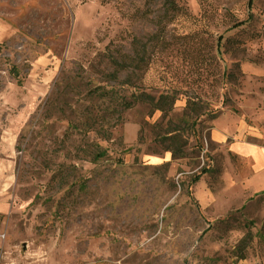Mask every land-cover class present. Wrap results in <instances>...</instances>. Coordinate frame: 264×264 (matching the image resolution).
Returning <instances> with one entry per match:
<instances>
[{"label":"rangeland","instance_id":"1","mask_svg":"<svg viewBox=\"0 0 264 264\" xmlns=\"http://www.w3.org/2000/svg\"><path fill=\"white\" fill-rule=\"evenodd\" d=\"M175 1L0 0V264H264V197L210 136L264 110V0Z\"/></svg>","mask_w":264,"mask_h":264},{"label":"crops","instance_id":"2","mask_svg":"<svg viewBox=\"0 0 264 264\" xmlns=\"http://www.w3.org/2000/svg\"><path fill=\"white\" fill-rule=\"evenodd\" d=\"M243 68L257 76H264V68L259 66L245 65ZM238 106L241 114L224 112L214 121L210 136L214 142L242 160L238 177L240 186L243 193L253 196L264 191V129L256 122L249 124L245 117L257 118L264 110L259 109L255 101L250 105L238 101ZM237 264L260 263L244 259Z\"/></svg>","mask_w":264,"mask_h":264},{"label":"trees","instance_id":"3","mask_svg":"<svg viewBox=\"0 0 264 264\" xmlns=\"http://www.w3.org/2000/svg\"><path fill=\"white\" fill-rule=\"evenodd\" d=\"M163 4L165 5L166 9L171 11L173 13V15H178L180 13V9L181 6L177 4V1L175 0H163ZM133 61V66L134 69H138L141 64H142V59L141 58H132ZM114 69L113 72L111 73V75L113 76V78H115L116 73L120 70H123L127 65L124 61L121 60H117L115 58H113L111 60ZM146 97V95H144ZM147 99L141 97V95H136L133 97V101H140V100H148L156 109H163L164 105L168 103L167 98L165 96H160L157 100H154L152 97L147 96ZM131 101H125L124 104L130 106V104L132 103ZM173 102L170 101L169 104H171ZM161 144L165 143L164 146V151H169L171 152L172 158H179L183 155V142L180 138V136L178 135L177 129L175 128H171L168 129L167 132L165 133V135L161 138H159ZM258 196H262L264 197V191H262L259 194H256ZM248 235H246L247 237ZM245 254L244 251H241L238 255H237V261L240 260H244Z\"/></svg>","mask_w":264,"mask_h":264}]
</instances>
